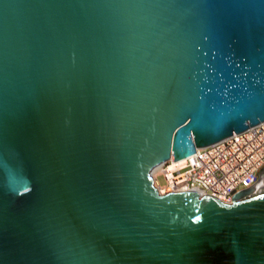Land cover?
Returning <instances> with one entry per match:
<instances>
[{
    "label": "water",
    "instance_id": "obj_1",
    "mask_svg": "<svg viewBox=\"0 0 264 264\" xmlns=\"http://www.w3.org/2000/svg\"><path fill=\"white\" fill-rule=\"evenodd\" d=\"M262 121L264 0H0V264H264V167L153 178Z\"/></svg>",
    "mask_w": 264,
    "mask_h": 264
},
{
    "label": "built area",
    "instance_id": "obj_2",
    "mask_svg": "<svg viewBox=\"0 0 264 264\" xmlns=\"http://www.w3.org/2000/svg\"><path fill=\"white\" fill-rule=\"evenodd\" d=\"M183 159L180 163L171 157L162 164L158 175L164 182L157 180L155 184L158 189L162 187L161 193L196 189L230 202L235 192L258 182V173L264 167V121L197 148Z\"/></svg>",
    "mask_w": 264,
    "mask_h": 264
},
{
    "label": "bare ground",
    "instance_id": "obj_3",
    "mask_svg": "<svg viewBox=\"0 0 264 264\" xmlns=\"http://www.w3.org/2000/svg\"><path fill=\"white\" fill-rule=\"evenodd\" d=\"M181 160V161H180ZM178 160L180 163L184 162V159H180ZM162 170V165L158 166L154 171H153V178H154V181H155V184H157V178H156V175H158L160 173V171ZM156 179V180H155ZM159 191L163 192V189L162 187H160Z\"/></svg>",
    "mask_w": 264,
    "mask_h": 264
},
{
    "label": "rangeland",
    "instance_id": "obj_4",
    "mask_svg": "<svg viewBox=\"0 0 264 264\" xmlns=\"http://www.w3.org/2000/svg\"><path fill=\"white\" fill-rule=\"evenodd\" d=\"M156 178H157V180H158L159 182H160V181H161V182H164L163 178H161L160 175H157Z\"/></svg>",
    "mask_w": 264,
    "mask_h": 264
}]
</instances>
